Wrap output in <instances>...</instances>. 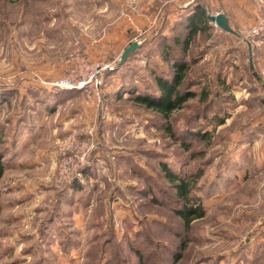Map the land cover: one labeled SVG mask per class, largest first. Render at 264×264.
Wrapping results in <instances>:
<instances>
[{
    "label": "rangeland",
    "instance_id": "374dc122",
    "mask_svg": "<svg viewBox=\"0 0 264 264\" xmlns=\"http://www.w3.org/2000/svg\"><path fill=\"white\" fill-rule=\"evenodd\" d=\"M208 1V14L228 13ZM162 3L0 0V264H140L137 252L143 264H173L178 253L177 264H264V165L255 170L263 161L244 159L253 144L264 155V38L249 47L241 31L250 25H234L235 35L212 24L196 36L190 54L203 59L191 76L203 74L197 89L213 101L195 123L207 136L187 142L182 134L196 99L172 113L169 136L130 94L167 70L152 38L166 24ZM155 14L147 28L143 15ZM259 15L264 0H249L252 24ZM134 41L139 47L120 64ZM84 59L112 65L98 89L56 85ZM90 138L94 148L81 161L79 143ZM161 161L196 176L192 193L206 214L188 231ZM65 167L75 169L61 174ZM229 179L233 187L219 190Z\"/></svg>",
    "mask_w": 264,
    "mask_h": 264
},
{
    "label": "trees",
    "instance_id": "16d2710c",
    "mask_svg": "<svg viewBox=\"0 0 264 264\" xmlns=\"http://www.w3.org/2000/svg\"><path fill=\"white\" fill-rule=\"evenodd\" d=\"M207 15L203 0H196L192 10L174 24L175 26L168 32L169 35L163 33L166 24L162 21L155 28L152 38L157 43V49L160 50L159 55L167 65V70L155 72L152 85H146L140 91L130 90L131 100L144 110L151 111L155 118H160L164 123L162 128L169 136H174L172 126L169 123L172 113L182 109L190 100L196 99L199 107L196 112L186 118L185 129L182 132L187 142L191 138H206L207 133H203L199 128L196 129L195 122L207 118L206 110L213 101V96L209 94L206 87L202 86L197 89L203 82V74L191 76L192 67L200 62L202 53L198 52L191 55L190 48L198 34H205L210 29L211 22L208 20ZM262 87L264 89L263 83ZM218 122L219 124L224 123V117H221ZM154 126H157V124H154ZM4 157L3 150L0 149V179L6 166ZM158 164L163 177L168 181L179 203V206L175 207L173 212L180 219L183 228L188 231L193 221L203 218L206 214L202 199L192 193L196 176L182 175L170 168L164 161ZM88 173L89 170L85 171V174ZM71 186L79 189L77 181ZM1 210L0 203V215ZM182 246L184 244H181ZM136 254L139 263L143 264L142 254L139 252ZM180 257V253L176 254L173 257V264H177Z\"/></svg>",
    "mask_w": 264,
    "mask_h": 264
},
{
    "label": "crops",
    "instance_id": "0c3cea01",
    "mask_svg": "<svg viewBox=\"0 0 264 264\" xmlns=\"http://www.w3.org/2000/svg\"><path fill=\"white\" fill-rule=\"evenodd\" d=\"M162 1H163L162 4L165 5L164 6V9H165V11H164V20L166 22V25H165L164 32L168 33L171 30V28L175 26L174 24L181 19V17H183L184 15H187L192 10V6L194 4H191L192 3L191 0H179L178 4H176L177 0H162ZM209 1L208 2L211 5H216L217 4V5H224L225 7H227L228 13L224 12V11L222 13H223V15H225L227 17V19L229 21V25L230 26L232 25V28L234 27V25L247 27V26L252 24V22H253L252 18L249 19V0H209ZM182 2H183V5L181 6ZM237 9H239V11H241V10L244 11L246 13V16H239L237 14ZM206 13H207V11H206ZM136 17H138V16L136 15ZM143 17L148 19V20L146 19L147 21L146 20L143 21L147 25L149 24L148 26H146L147 28L148 27L149 28L152 27V24H154V22H156L157 18H158V16H156V14L153 17H152V15H150V16L143 15ZM212 24L217 29L222 30L218 26H216L215 23H210V25H212ZM202 59L199 60V61H202ZM248 95H249V92H247L244 96L247 97ZM239 106H243V105H238V107ZM244 146H245L244 144H241V145H239L237 147V149H236L237 152H235L234 154H231V158H232L231 160H235L234 158H237V155H239L240 152L243 151ZM258 146L259 145L253 144L249 148V150L247 151L249 156L244 158V159L249 160L250 157L253 156V157L257 158L258 161L259 160L263 161V163L261 165L256 166V164H255L252 167V168H254L256 166L255 170H260V168H261L260 166L264 165V155L263 156H261V155L259 156V152L262 149H260V146L259 147ZM253 152L255 154H257V156L256 155L254 156ZM53 155L55 156V153L50 154L49 155L50 158H53ZM244 159H243V161H238L237 160L238 166H237L236 169H239V170L242 171L243 166H244ZM260 171H262V170H260ZM237 177L238 178L235 181H240L239 175ZM225 178H227V177H225ZM232 183H234V182L231 179H229L228 185H226L225 187H222L223 184H220V186H218L219 190H221L222 188H225V189L227 188L228 189L229 187H233ZM241 184H243V182H241Z\"/></svg>",
    "mask_w": 264,
    "mask_h": 264
},
{
    "label": "built area",
    "instance_id": "2783aa9c",
    "mask_svg": "<svg viewBox=\"0 0 264 264\" xmlns=\"http://www.w3.org/2000/svg\"><path fill=\"white\" fill-rule=\"evenodd\" d=\"M219 12H216L217 14ZM208 14V12H207ZM213 14V15H215ZM244 34V37L248 39L246 42L249 47H254L259 45L261 41L260 39L264 38V15H259L255 22L250 25L248 28L241 31ZM85 61V62H84ZM84 62V63H83ZM87 60H83L76 68H73L72 72L62 79H60L56 85L60 87H76V88H83L87 87L88 85L94 86L95 88H99L102 84L103 74L107 69H111L112 65L110 62L107 63H92L91 65L86 63ZM261 81L264 85V71L261 73ZM99 97V92H97ZM91 133V132H90ZM92 134V133H91ZM92 139H86L79 143V147L81 149L79 154V160L84 161L87 156L90 155L91 150L94 148V144L91 143ZM75 169V167H71ZM68 167L60 171L61 174H70V170Z\"/></svg>",
    "mask_w": 264,
    "mask_h": 264
},
{
    "label": "water",
    "instance_id": "95a60500",
    "mask_svg": "<svg viewBox=\"0 0 264 264\" xmlns=\"http://www.w3.org/2000/svg\"><path fill=\"white\" fill-rule=\"evenodd\" d=\"M207 18L209 21L215 23V25L218 26L223 31L236 34L233 28L229 25V21L227 17L222 13H217L215 15L208 14ZM138 47H139V43L137 41L132 42L128 47H126L121 53L119 63L122 64L126 60L128 55L132 53L134 50H136Z\"/></svg>",
    "mask_w": 264,
    "mask_h": 264
}]
</instances>
